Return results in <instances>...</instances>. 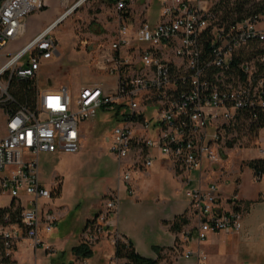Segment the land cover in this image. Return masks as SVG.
Wrapping results in <instances>:
<instances>
[{
	"label": "built area",
	"instance_id": "2783aa9c",
	"mask_svg": "<svg viewBox=\"0 0 264 264\" xmlns=\"http://www.w3.org/2000/svg\"><path fill=\"white\" fill-rule=\"evenodd\" d=\"M69 1L61 0L62 6ZM137 1L115 0V29L95 58L96 68L115 80L114 87H82L75 98L67 88L36 87L32 104L25 105L11 86L38 79L43 64L58 55L54 31L84 0L14 50V43L26 35L29 18L47 3L0 0V57L6 58L0 66V264H13L23 238L33 250L54 252L44 234L52 233L56 218L39 206L53 194L43 183L40 156L77 153L80 125L100 111L117 113L108 151L130 195L135 193L133 170L151 168L156 158L170 163L176 173H201L206 166L221 170L226 131L240 123L256 124L258 115L264 116V0H157L158 20L153 24L131 18L128 12ZM151 1H145L141 16ZM247 52L257 54L247 59ZM256 144L264 161V128ZM253 173H260L254 174L256 182L264 181V170ZM189 197L200 242L242 230V214H217L214 185L196 188ZM116 210L117 199H109L90 221L85 245L103 237ZM118 239L113 237L114 246ZM182 257L208 264L190 252ZM109 264L121 262L113 258Z\"/></svg>",
	"mask_w": 264,
	"mask_h": 264
},
{
	"label": "crops",
	"instance_id": "0c3cea01",
	"mask_svg": "<svg viewBox=\"0 0 264 264\" xmlns=\"http://www.w3.org/2000/svg\"><path fill=\"white\" fill-rule=\"evenodd\" d=\"M51 1L46 0V9L29 18L25 35L29 37L27 42L63 15L61 0H55L54 3ZM141 12L142 6L137 8L135 5L128 13L136 20L147 19L145 14L141 16ZM115 17L114 10L113 23ZM36 19L43 22L42 28L30 30V24ZM157 20L158 15L153 23ZM95 55H91L94 60ZM52 60L44 63L38 73V78L45 77L49 86L54 84L49 72L52 68ZM90 67L94 69L92 61ZM92 69V72L97 71L101 77L107 78L96 66L94 70ZM82 80L79 90L82 87L94 86L92 78ZM60 84L61 88H65L63 82ZM115 115L116 121L119 122L117 113ZM79 130L82 150H85L89 144L96 143L104 135L97 131L94 122L82 123ZM106 147L108 151V143ZM135 154V151L131 154L129 162L134 160ZM111 158L116 164L114 158L112 156ZM253 159L261 160V157L253 154L246 161L250 163ZM225 163L226 161L222 170L218 167L214 169L206 166L201 173L197 171L176 173L170 163L156 158L151 168L144 169L139 166L133 170L131 181L135 189L133 196L129 195L116 164L115 173L90 180L81 179L77 182L74 195H72L73 187L69 192L72 199L68 204L62 203L64 180L57 185L55 182V178L59 177L57 173H53L49 179L44 178V173H41L45 187L53 193L51 200L44 201L39 206L43 214L49 211L56 218L52 233L44 234L47 244L54 252L41 258L45 252L42 250L38 252L40 249L33 250L29 241L23 238L15 249L13 264H26L29 259V264H49L56 259L63 260L68 254L71 263L82 260L72 259V250L84 244L87 224L103 212V201L111 193L115 194L117 199V210L108 221L106 233L95 247L90 248L91 257L84 260L86 264H109L115 254L112 239L116 235L131 243L135 253L144 259L156 261L155 250H161L163 260L159 264L165 263L168 258L172 260V264H200L196 258L186 260L182 257L188 252L194 257H205L208 264H264V181L263 184L256 182L249 166L241 169L235 165L237 170L239 168L241 172L246 170L248 173H236L235 177L231 178L233 173L225 171ZM243 174H247L250 178L251 189H247L242 184L239 177ZM231 180L232 186L229 185ZM211 185L215 186L218 196L217 214L233 212L242 214V230L239 233L209 236L204 242H200L197 238V217L191 206L189 194L199 187L207 190ZM234 197L236 200L232 201ZM180 216H186L188 224L179 234L174 235L163 223L172 222ZM176 247L181 257L177 256V252H173Z\"/></svg>",
	"mask_w": 264,
	"mask_h": 264
},
{
	"label": "rangeland",
	"instance_id": "374dc122",
	"mask_svg": "<svg viewBox=\"0 0 264 264\" xmlns=\"http://www.w3.org/2000/svg\"><path fill=\"white\" fill-rule=\"evenodd\" d=\"M54 1L55 0H52L51 2L54 3ZM145 1L146 0H139L136 3V7L139 8L144 6L146 3ZM76 3V1L70 0L66 7L61 8L62 14H65ZM114 5L115 3H112L110 0H85L79 6L73 7L75 10L61 22L53 33V37L58 41L59 51L58 57L55 56L51 61L52 68L49 69L54 84L49 86V82L45 77H39L34 83L40 91L45 89L59 90L61 89L60 83L63 82V86L68 89L70 96L75 98L83 82L82 79L85 78H92L94 81L93 85L99 86L104 90H109L114 87V79L103 78L98 74L99 72H92V68L90 67V61H92L95 69L96 62L91 55L96 54L95 56H97L111 40L112 32L115 29L113 23ZM158 12L159 2L157 0H152L147 10V20L153 23L156 20ZM39 13L41 12H38V14ZM42 23L43 22L38 19L34 20V22L30 24V30L37 29L38 27L42 28ZM28 38V36H25L20 41L15 42L11 50L22 47L27 42ZM5 60L6 58L0 57V66L4 64ZM88 122H94L97 131L104 134L96 143L89 144L85 150H82L80 146L77 153L42 154L40 156V173H44V178L49 179L53 173H57L59 177L55 178L56 184L59 185L64 180L62 190L63 204H68L70 202L72 199L71 196L75 193L77 182L81 179L90 180L116 172V164L106 147L108 141L107 137H110L111 131L118 125L115 113L113 111H100L94 119ZM226 141H233V143H231V147L226 146L220 149L222 153V161L220 163L221 170L226 161V166L224 165L225 171L227 173H233L231 178H234L236 173H248L246 170L241 172L239 168L237 170V167L241 169L248 168L249 161H246V159L253 154L255 156L259 155L258 151L255 149L257 140L245 134L244 131H237L229 137H225L224 144ZM239 178L247 189H251L250 178L247 174H243ZM229 185H233L232 180L229 182ZM72 187L74 188V192H72L73 194L70 196L69 192ZM112 198H115V194L111 193L107 195L103 201L104 208L108 200ZM91 247H95V244L91 245L90 248ZM40 251L41 250H38V252ZM49 255L52 254L47 252L41 258H45ZM76 258L77 257L73 255L72 259L76 260ZM29 260L26 261V264H29ZM70 263L71 260L68 254L63 260L56 259L49 264ZM161 264H172V260L168 258L165 263Z\"/></svg>",
	"mask_w": 264,
	"mask_h": 264
},
{
	"label": "trees",
	"instance_id": "16d2710c",
	"mask_svg": "<svg viewBox=\"0 0 264 264\" xmlns=\"http://www.w3.org/2000/svg\"><path fill=\"white\" fill-rule=\"evenodd\" d=\"M112 3H115V0H110ZM258 53V51H256ZM252 52V53H243V57L247 59H251L254 57L257 53ZM262 52V51H261ZM260 53V52H259ZM12 93L17 99V101L21 104L25 105H31L32 101L34 99V95L36 93V84L34 82H21V83H14L11 86ZM258 121L256 124H252L250 126L245 127V124L240 123L239 126H234L231 128V130L226 131V136L229 137L232 135L234 132L237 131H244L245 134L249 135L253 139L255 138L258 140L259 135H260V130L264 128V116L263 115H258ZM231 143L233 141H226L225 147L229 146L231 147ZM249 168L253 172H260L261 170H264V161L261 160H256L252 161L248 164ZM254 174H260V173H254ZM264 174V173H263ZM19 214V211H16V213L12 214V220H16L18 217L17 215ZM188 221L186 216H180L174 219V221L169 222V223H163L165 227L168 228V230L174 234L177 235L179 234L183 227L187 226ZM90 222L87 224L86 230L89 227ZM85 230V231H86ZM176 245L178 246V241L176 240ZM115 254H114V259L118 260L119 262H123L122 264H159L163 258L161 256V250H155L157 254V260L152 261V260H147L139 255H137L134 251V248L132 247L131 243L125 241L124 239L120 238L115 241ZM175 250H177V247L173 249V252L175 253ZM72 254L77 257L78 259L86 260L91 257V251L90 247L83 244L81 246H78L72 250Z\"/></svg>",
	"mask_w": 264,
	"mask_h": 264
},
{
	"label": "water",
	"instance_id": "95a60500",
	"mask_svg": "<svg viewBox=\"0 0 264 264\" xmlns=\"http://www.w3.org/2000/svg\"><path fill=\"white\" fill-rule=\"evenodd\" d=\"M84 1H85V0H84ZM74 10H75V9H73L70 13H72ZM68 15H69V14H66L60 22H62V21L68 16Z\"/></svg>",
	"mask_w": 264,
	"mask_h": 264
},
{
	"label": "bare ground",
	"instance_id": "6f19581e",
	"mask_svg": "<svg viewBox=\"0 0 264 264\" xmlns=\"http://www.w3.org/2000/svg\"><path fill=\"white\" fill-rule=\"evenodd\" d=\"M81 4H82V3H81ZM68 13H69V12H68ZM68 13H67V14H68ZM69 15H70V13H69Z\"/></svg>",
	"mask_w": 264,
	"mask_h": 264
}]
</instances>
